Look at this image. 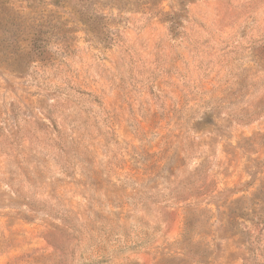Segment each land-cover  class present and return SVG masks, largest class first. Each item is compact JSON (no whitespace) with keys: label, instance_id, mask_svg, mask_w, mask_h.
<instances>
[{"label":"rangeland","instance_id":"obj_1","mask_svg":"<svg viewBox=\"0 0 264 264\" xmlns=\"http://www.w3.org/2000/svg\"><path fill=\"white\" fill-rule=\"evenodd\" d=\"M189 248L264 264V0H0V264Z\"/></svg>","mask_w":264,"mask_h":264},{"label":"trees","instance_id":"obj_2","mask_svg":"<svg viewBox=\"0 0 264 264\" xmlns=\"http://www.w3.org/2000/svg\"><path fill=\"white\" fill-rule=\"evenodd\" d=\"M184 236V235H183ZM186 238V236H184ZM190 241H188V239ZM185 240H187V242L184 243V245H193V241L190 239V237H187ZM184 246V247H185ZM185 249V248H184ZM184 251H187V252H183L184 254L186 255H189L191 256L195 262L199 263V264H207V259L208 258H205V256H200L199 252H194L193 248H189L188 250H184Z\"/></svg>","mask_w":264,"mask_h":264}]
</instances>
